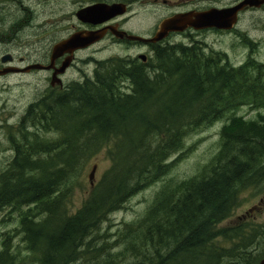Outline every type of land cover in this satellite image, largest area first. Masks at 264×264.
<instances>
[{
	"label": "trees",
	"instance_id": "1",
	"mask_svg": "<svg viewBox=\"0 0 264 264\" xmlns=\"http://www.w3.org/2000/svg\"><path fill=\"white\" fill-rule=\"evenodd\" d=\"M155 51L150 69L123 57L99 61L93 77L29 109L44 134L26 135L27 154L0 182V210L25 209L16 229L24 244L6 236L0 264H259L264 218L223 223L244 192L264 190V115L236 113L264 108V63L250 56L237 66L199 41ZM217 122L219 151L199 173L166 181L116 241L101 235L113 212L171 172L188 136ZM102 151L110 166L70 211L88 162Z\"/></svg>",
	"mask_w": 264,
	"mask_h": 264
},
{
	"label": "rangeland",
	"instance_id": "2",
	"mask_svg": "<svg viewBox=\"0 0 264 264\" xmlns=\"http://www.w3.org/2000/svg\"><path fill=\"white\" fill-rule=\"evenodd\" d=\"M21 0H1L0 1V29L4 31L6 28L9 32L12 18L9 20L10 12L14 5H19ZM24 3L26 0H22ZM80 0H34L35 14L33 25L25 27L23 20L19 21L16 28L22 24V31L17 37L19 44L24 47L21 50L22 55H27L32 58L41 57L43 49L47 46L49 39H54L62 30L66 33L77 29L80 24L79 20L73 14L74 11L81 8ZM90 0H82V4ZM204 5L226 6L234 3V0H202ZM61 3V5H59ZM62 6V7H61ZM54 7L53 12L50 11ZM23 9L20 10L19 15H23ZM65 13V14H64ZM64 18L65 22H61ZM9 20V21H8ZM8 21V22H7ZM7 22V23H6ZM6 23V24H5ZM6 26H5V25ZM156 24V18H149L142 20V31L150 29L149 27ZM65 25L66 28H63ZM239 31L232 30L231 33H217L206 32L201 36H196L199 40H204L210 50L224 51L229 60L235 64L240 65L245 62L248 55L255 56L264 63V8L253 10L245 13L240 17L236 26ZM20 29V30H21ZM15 30V28H13ZM243 33L245 36L251 38L253 48L247 49L238 36ZM61 36V35H60ZM59 36V37H60ZM57 37V38H59ZM195 37V36H193ZM193 37L189 35L178 36L172 39L171 42H191ZM56 38V39H57ZM131 48L127 45H111L109 39L98 42L97 44L85 50L76 53L75 64L66 72L64 81L66 83L71 80H84L86 77L94 76V71L97 70L98 61H105L112 57L126 56L127 53L137 54L146 48L141 43H135ZM136 52V53H135ZM50 74L46 71H35L31 74H12L6 78H0V115L21 114L27 105L31 104L35 99L40 98L45 90L50 86ZM238 115H242L247 119H255L260 114L264 115L263 109L251 108L243 106L236 111ZM223 122H217L212 126L199 129L187 137L185 148L179 157L181 159L175 164L171 172L161 181L153 184L137 195L131 197L125 206L113 212L108 221L103 225L100 232L101 235L108 234L109 241L113 242L118 239L120 230H124L126 223H130L142 218L149 206L153 202L157 192L161 189L163 184L169 180H183L199 173L202 168L208 164L220 148V131ZM1 136V135H0ZM177 157V156H176ZM175 159V158H174ZM2 154H0V174L7 168ZM111 160L105 151L96 154L88 162L87 169L82 181L73 191L70 197L68 206L70 211L75 212L81 207L85 194L95 182H98L103 176L105 170L110 166ZM96 166V171L93 179L90 175L93 173V168ZM260 206L259 208H257ZM25 209L13 210L6 208L0 210V252L3 249L4 236L6 233L15 232V229L20 227L21 213ZM264 218V190H249L243 193V202L235 210L233 216L228 219L223 225L234 224L242 221H261ZM19 231H17L18 233ZM22 235L18 234L12 239L15 244H24L21 240ZM118 251L121 247L117 246ZM261 251V248L258 249ZM22 264H37L26 261ZM76 264H90V261L77 262Z\"/></svg>",
	"mask_w": 264,
	"mask_h": 264
},
{
	"label": "flooded vegetation",
	"instance_id": "3",
	"mask_svg": "<svg viewBox=\"0 0 264 264\" xmlns=\"http://www.w3.org/2000/svg\"><path fill=\"white\" fill-rule=\"evenodd\" d=\"M1 1V0H0ZM65 1V0H60ZM202 0H90L89 2H86L85 4H82V0H80L78 3L81 4V8L74 11L73 14L75 17L79 20L80 24L78 27H75L77 29H74L73 31L66 33V30H62L58 33L59 38L49 39L46 43V47L43 49V55L41 57L32 58L27 55H22L20 52L22 48L24 47L23 44H19L16 40L19 33L22 31V24L19 25V28H16V25L19 23V21L23 20L24 17L27 16V19L24 22L25 27H30V25H33L34 21V14H35V7H34V0H26L24 3L22 0L20 1L19 5H14L12 11L10 12L9 20L14 18L15 20L12 21V24L10 28H12L9 32V29L7 28L2 31L0 29V71H4L5 69H14V70H22V71H10L4 74H0V78H6L12 74H31L38 70H30V71H23V69H28L31 65L41 63L44 65H49L52 61V52L54 46L59 43L64 38L72 35L75 32L81 31V30H102L104 31L103 40L109 39L111 41V45L117 46V45H127L128 48H131L133 45H136L135 43H141L136 41H130L126 37L119 38L116 34V31H124L128 34L136 35V36H144L148 38H152L157 35V33L160 30L161 24L176 15L180 14H186L190 12H204L207 10H210L211 8H227L236 6L239 4H242L245 2V0H234V3L231 5L226 6H217V5H204L201 2ZM96 4H104L109 9L107 11V14L105 16H97L95 19L100 21L99 19H103L106 17L105 21L99 22L97 24H91V23H84L80 18L78 17V12L87 6H92ZM61 5V3H59ZM62 7V6H61ZM264 8V4H262L260 7L255 6H244V8L239 12V19L241 16H243L245 13L253 10H259ZM23 9V15H19L20 10ZM54 7H51L50 11L53 12ZM65 14V13H64ZM112 15V16H111ZM149 18H156V24L149 27L150 29L146 31H142V20H147ZM1 20V18H0ZM8 20V21H9ZM7 21V22H8ZM61 22H65L64 18L61 20ZM6 22V23H7ZM5 23V24H6ZM4 24V25H5ZM6 26V25H5ZM15 28V30H13ZM63 28H66L65 25H63ZM21 29V30H20ZM29 29V28H28ZM236 31H239L237 28ZM217 32V33H231V31L221 30L217 28H207V29H194V28H188L185 31L182 32H170L167 38L157 44L154 43H141L145 50L142 52H138L137 54L134 53H127L126 56H119L128 58L131 61V65L135 67H139L142 69V64H144V67L146 69H150L149 62L154 58V55L156 53V45H165L168 43H172L170 39L178 36H184L189 35L190 37H193L192 41H199L206 45V49H210V47L207 46L206 42L204 40H199L196 36H201L203 33L206 32ZM248 36V35H247ZM245 36L244 34L240 32L238 38L244 42V46L249 49L252 48V41L251 38ZM188 42V43H191ZM255 43V41H253ZM176 43V42H174ZM185 43V42H184ZM136 53V52H135ZM67 54L57 58L54 63V67H52L49 70H41L46 71L50 74V86L45 90V93L40 97L35 99L31 104L27 105L25 110L21 114H11V115H0V154H2L3 158L5 159V163L7 165V168L0 174V182L2 180L3 174L10 168L11 164L16 162L17 160H21L24 158V155L26 153V147L25 144V137L26 135L33 136V133L37 134H44V129L40 126H36L34 122H32V116L33 114L28 113L29 109L39 103L44 97L49 96L50 92L56 93V92H62L66 90L69 84L73 82H79L82 80H71L70 82L66 83L64 81V76L66 72L75 64V61L77 57H75L74 63L66 70V72L60 76V79L62 80V83H55L53 84V74L55 72V69L59 68L63 61L65 60ZM253 56V55H252ZM8 57V58H7ZM250 56L248 55L247 59ZM4 58H7V61H4ZM246 59V60H247ZM245 60V61H246ZM99 62V61H98ZM96 73V70L94 71V75ZM50 90V92L48 91ZM25 151L23 154L21 149ZM22 223L20 224V227L22 228ZM18 234V236L23 234L22 232H18L15 229V232L6 233L4 236V243H3V249L5 246V242L7 241L6 236L10 235L11 244H15L14 241L12 242V239ZM22 240V238H21ZM2 249V250H3Z\"/></svg>",
	"mask_w": 264,
	"mask_h": 264
},
{
	"label": "water",
	"instance_id": "4",
	"mask_svg": "<svg viewBox=\"0 0 264 264\" xmlns=\"http://www.w3.org/2000/svg\"><path fill=\"white\" fill-rule=\"evenodd\" d=\"M264 4V0H245L242 4L227 7V8H211L210 10L204 12H190L186 14L176 15L172 18L165 20L161 26L160 30L156 36L152 38H146L141 36H136L128 34L124 31H116V34L119 38L126 37L129 40L140 41V42H150L156 43L164 38H166L170 32H182L188 28L194 29H207V28H218L222 30H232L238 23L239 12L244 8V6H255L260 7ZM109 8L104 4H96L92 6H87L86 8L81 9L78 12V17L85 23L97 24L103 22L106 18L96 20L97 16H105ZM112 16V15H111ZM104 36V31L102 30H81L75 32L70 37L57 43L52 52V61L49 65H43L37 63L31 65L28 69H23V71H30L31 69H51L54 67L55 60L65 54H67L62 65L55 69L53 74V84L56 82L61 84L62 80L59 78L60 74L66 72V69L72 64L74 55L77 51L86 49L96 42L100 41ZM8 58V57H7ZM7 58H4V61H7ZM22 71L14 69H5L0 71V74H4L10 71ZM96 171V166L93 169V173L90 176V179H93V176ZM259 264H264V257Z\"/></svg>",
	"mask_w": 264,
	"mask_h": 264
},
{
	"label": "bare ground",
	"instance_id": "5",
	"mask_svg": "<svg viewBox=\"0 0 264 264\" xmlns=\"http://www.w3.org/2000/svg\"><path fill=\"white\" fill-rule=\"evenodd\" d=\"M97 64H98V68L97 69H99V63L97 62ZM47 90V89H46ZM49 92H50V90H48ZM50 94V93H49ZM44 129V128H43ZM62 131V130H61ZM52 213V212H51ZM33 214V213H32ZM50 216V215H49ZM49 219V218H48ZM44 224V223H43ZM45 226V225H44ZM33 230V229H32Z\"/></svg>",
	"mask_w": 264,
	"mask_h": 264
}]
</instances>
